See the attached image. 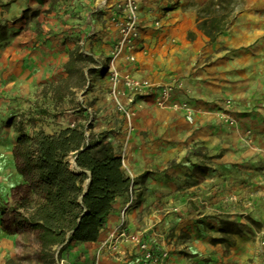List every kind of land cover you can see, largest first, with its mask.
Wrapping results in <instances>:
<instances>
[{
  "label": "crops",
  "instance_id": "1",
  "mask_svg": "<svg viewBox=\"0 0 264 264\" xmlns=\"http://www.w3.org/2000/svg\"><path fill=\"white\" fill-rule=\"evenodd\" d=\"M123 1L0 0V141L9 140L13 162L22 133L7 119L66 76L73 50L108 63L120 39L112 16ZM205 1L139 0L136 62L127 51L116 58L121 72L157 87L181 81L172 101L189 102L192 121L158 107L155 90L131 104L120 99L134 113L128 121L106 100L112 84L94 66V92L83 94L94 100L87 134H102L122 157L137 199L125 210L128 194L118 197L99 240L66 246V264H144L133 244L110 249L124 211L125 229L166 251V264H264V0H245L215 42L197 29ZM228 99L235 127L223 120ZM249 129L253 146L243 141ZM40 249L35 232L9 234L0 222L1 264H41Z\"/></svg>",
  "mask_w": 264,
  "mask_h": 264
},
{
  "label": "trees",
  "instance_id": "2",
  "mask_svg": "<svg viewBox=\"0 0 264 264\" xmlns=\"http://www.w3.org/2000/svg\"><path fill=\"white\" fill-rule=\"evenodd\" d=\"M227 24L225 17H204L197 28L215 42ZM96 64L93 56L73 50L66 76L46 84L43 94L63 101L83 91ZM13 157L21 182L13 189L11 219L3 221V227L9 234L35 232L41 264H59L71 243L97 242L116 199L131 185L111 143L102 134H87L82 124L54 133L21 134Z\"/></svg>",
  "mask_w": 264,
  "mask_h": 264
},
{
  "label": "built area",
  "instance_id": "3",
  "mask_svg": "<svg viewBox=\"0 0 264 264\" xmlns=\"http://www.w3.org/2000/svg\"><path fill=\"white\" fill-rule=\"evenodd\" d=\"M140 4L139 0H124L121 4L116 6L115 13L112 16V22L118 27L120 39L115 47L111 59H109L106 65L97 63L99 68L105 69V73L108 75L112 84L111 91L106 95L107 101L115 103L117 112L121 113L128 121H131L133 117L132 108L128 107L120 101L122 97L128 99V103L131 104L137 98H145L149 96L152 91H156L155 101L160 108H172L176 111H183L186 114L188 121L193 120V110L187 101H172L173 95L177 90L183 89V83L177 81L161 86H155L148 81H143L136 78L130 72H121L116 66V58L123 52L127 51V60L131 63L136 62V56L133 52L136 49V42L140 38L141 25L139 22ZM156 26H160L157 22ZM97 65V66H98ZM233 103L231 99L224 102L225 113H223V120L230 127L237 126V120L233 118L228 112L232 110ZM76 124L73 123L71 127ZM243 141L253 146V131L247 130L243 135ZM131 179V185L128 191V202L125 210L129 209L136 202V193L133 186V179ZM122 222L117 227L113 234L114 243L110 245V249L117 251L119 243H130L136 246V248L142 252L144 264H166L168 253L166 251L156 253L150 246L149 242L143 239L139 234L129 233L125 227V211L122 213ZM59 264H66L62 259Z\"/></svg>",
  "mask_w": 264,
  "mask_h": 264
},
{
  "label": "rangeland",
  "instance_id": "4",
  "mask_svg": "<svg viewBox=\"0 0 264 264\" xmlns=\"http://www.w3.org/2000/svg\"><path fill=\"white\" fill-rule=\"evenodd\" d=\"M245 8V0H206L197 9L198 21L204 17H225L228 26L235 18V15ZM3 33L4 28L0 27V34L2 35ZM95 77L96 73L88 75L87 87L63 101H58L51 94L44 95L42 92L39 97L37 96L33 100L28 101L23 111L18 110L16 116L7 120L17 123L19 131L28 136H31L32 132L35 133L39 130L57 132L62 128L72 126L73 123L78 124V119H81L83 124L87 125L90 117L85 113V110L94 105V100L83 97V94L94 92L92 83L95 82ZM16 130L19 132L17 127ZM0 143V154L5 159V161H0V222L3 224V221L11 219L10 209L13 202V189L20 184L21 178L16 173L14 162L9 153L11 150L9 140L2 138ZM5 212L6 214H4ZM17 233L21 234L22 232H15V234ZM29 235L25 234V239L32 242V237ZM226 235L223 234L222 237L225 238L227 237Z\"/></svg>",
  "mask_w": 264,
  "mask_h": 264
}]
</instances>
